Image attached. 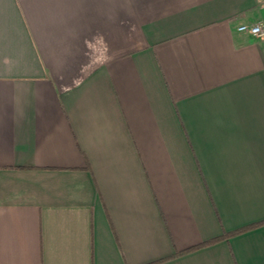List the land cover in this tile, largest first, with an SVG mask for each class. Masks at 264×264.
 Listing matches in <instances>:
<instances>
[{
    "label": "crops",
    "instance_id": "1",
    "mask_svg": "<svg viewBox=\"0 0 264 264\" xmlns=\"http://www.w3.org/2000/svg\"><path fill=\"white\" fill-rule=\"evenodd\" d=\"M242 23L264 0H0V264H264Z\"/></svg>",
    "mask_w": 264,
    "mask_h": 264
},
{
    "label": "built area",
    "instance_id": "2",
    "mask_svg": "<svg viewBox=\"0 0 264 264\" xmlns=\"http://www.w3.org/2000/svg\"><path fill=\"white\" fill-rule=\"evenodd\" d=\"M237 28L241 31H246L254 35L261 36L264 34V27L261 23H252V24L242 23L238 25Z\"/></svg>",
    "mask_w": 264,
    "mask_h": 264
},
{
    "label": "trees",
    "instance_id": "3",
    "mask_svg": "<svg viewBox=\"0 0 264 264\" xmlns=\"http://www.w3.org/2000/svg\"><path fill=\"white\" fill-rule=\"evenodd\" d=\"M238 231H239V230H238ZM238 231H232V232H231V231H230V232L226 231V232H223L222 234L217 235V236H215V237H212V238H210V239H208V240H206V241H203V242H201V243H199V244H197V245H194V246L191 247V248H195V247H197V246L206 245V244H209V243L215 242V241L220 240V239H222V238H224V237H228L229 235L234 234L235 232H238ZM240 231H241V229H240ZM191 248H189V249H191ZM189 249H186V250H189ZM181 252H185V250H183V251H178V253H181Z\"/></svg>",
    "mask_w": 264,
    "mask_h": 264
}]
</instances>
